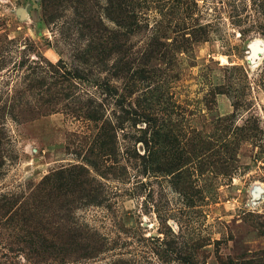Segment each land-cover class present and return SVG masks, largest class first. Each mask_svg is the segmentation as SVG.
<instances>
[{
  "label": "rangeland",
  "instance_id": "rangeland-1",
  "mask_svg": "<svg viewBox=\"0 0 264 264\" xmlns=\"http://www.w3.org/2000/svg\"><path fill=\"white\" fill-rule=\"evenodd\" d=\"M0 264H264V0H0Z\"/></svg>",
  "mask_w": 264,
  "mask_h": 264
}]
</instances>
